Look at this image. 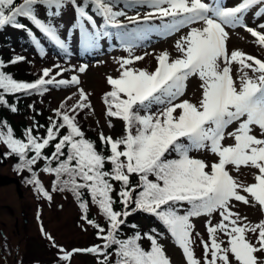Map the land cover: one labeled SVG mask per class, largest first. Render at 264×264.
<instances>
[{"label":"snow or ice","instance_id":"1","mask_svg":"<svg viewBox=\"0 0 264 264\" xmlns=\"http://www.w3.org/2000/svg\"><path fill=\"white\" fill-rule=\"evenodd\" d=\"M123 3L126 8L147 11L128 16L123 9L116 10L117 0H0V29L10 25L27 30L37 48L40 41L19 18L30 21L49 41L67 52L68 45L58 27L40 19L37 7L45 6L50 17H58L71 5L75 12L73 27L79 30V41L86 50L97 47L99 40L109 35L106 29L110 27L125 39V50L129 52L128 57L118 61V75L106 77L110 90L104 93L103 104L108 126L112 127V119L121 120L124 132L116 138L100 132L104 150H98L95 141L86 138L78 122L80 112L92 109L90 94L83 88L66 96L52 110L54 115L49 117L47 126L34 123L24 130L22 138L0 122V145L7 149L3 157L16 156L15 169L29 172L26 182L51 201L52 195L34 170L38 161H44L40 171L54 176L52 191L73 194L80 219L96 230L101 243L69 251L57 244L43 226L41 233L58 250L61 262H70L75 254L87 253L96 258V264H172L160 242L163 234L156 229L143 234L135 231L121 238L127 218L142 211L162 223L182 251L186 264H264V219L252 223L236 210L238 202L258 206L264 213V60L241 50L229 51L230 33L226 30L244 28L255 43L264 47V23L258 25L260 30L245 23V14L256 6L259 8L254 15L264 17V0H238L235 5H228L225 0H123ZM89 7L102 18L103 24L98 26ZM120 17L147 27H137L129 33ZM153 20L159 24H150ZM185 28L187 32L175 42L178 52L175 58L162 51L155 57L154 70L132 67L144 59L132 55L135 46L132 39H142L153 31L162 36L172 35ZM24 59L15 56L9 63ZM234 65H239L238 76L233 73ZM4 67L0 61V69ZM87 67L81 65L75 71L84 73ZM67 71L57 64L42 69L34 81L25 82L0 70V105L8 103L5 94L43 95L49 86L79 85L78 75L58 79ZM193 77L200 81L201 90L195 103L181 99ZM75 96L78 98L69 105L68 101ZM10 107L12 112L17 111L14 105ZM40 128L45 129L43 134L39 133ZM226 137L233 143L225 144ZM48 147L53 151L45 155ZM194 150H207L217 159L209 163L195 158L190 155ZM229 166L237 171L242 167L254 169V182L238 181L230 174ZM133 175L138 177L136 184L132 183ZM113 182L120 184L118 192ZM84 191L105 224L89 217ZM113 192L119 198L121 210L115 208ZM214 213L220 219L215 224L211 219L205 222L208 235L205 241L195 232L192 219L211 217ZM219 234L226 239H220ZM249 234L254 241L248 238ZM195 238H200L201 258L194 252ZM142 239L149 242L148 249L140 243Z\"/></svg>","mask_w":264,"mask_h":264},{"label":"rangeland","instance_id":"2","mask_svg":"<svg viewBox=\"0 0 264 264\" xmlns=\"http://www.w3.org/2000/svg\"><path fill=\"white\" fill-rule=\"evenodd\" d=\"M238 0H225L228 5H235ZM118 6L116 10L123 9L128 16H134L139 11L141 15L146 8H126L123 0H117ZM256 6L245 14V23L254 27L257 30L258 25L264 23V17H256L254 12L258 10ZM45 22H51L58 27V33L68 45V51L61 58H56L53 51L42 53L37 50L38 57L34 56V51L29 49L4 50L0 49V61H9L15 56H22L25 59L15 64L16 75L13 78L19 81H34L41 74L44 68H52L54 65H60L62 68H67L69 71L62 74L59 78L70 79L72 75H78L80 84L76 86L55 88L49 86V91L43 95L31 93L32 96L27 99V113H33L34 110L47 115L53 116V109L57 108L61 101L68 95L77 93L78 88H83L89 93V99L92 104V109H85L80 112L78 122L80 127L85 132V135L90 133L103 132L105 135H110L113 138L119 137L117 133H121L124 128L123 122L118 119H112V127L108 126L109 118L105 115V106L103 104V95L110 90L106 84L107 76L118 75V61L121 58H126L129 52L125 50V39H122L118 30L110 28L109 35L99 40L98 46L95 48L85 49L79 41V30L72 25L75 23V15L69 7H65L58 17H50L48 13H41ZM97 24L102 22L101 17H95ZM127 24L126 31L131 33L137 27H147V25H136L128 23L124 17L119 18ZM153 26L159 24L158 20L149 22ZM229 40L228 49L241 50L246 54L253 55L264 60V47L255 43V38L250 35L244 28H228ZM125 31V30H120ZM70 32V34H69ZM187 32V29H182L172 35L162 36L153 31L149 32L146 37L131 42L135 45L132 48V55L144 56L143 60L136 61L132 67L154 70L156 66V55L162 51H168L170 56L175 58L178 52L175 49V42ZM43 43V42H41ZM57 47V46H56ZM147 53V55H145ZM6 54V55H4ZM81 65H87L84 73L75 71ZM239 65L233 66V73L238 76ZM252 75L251 72H249ZM16 76V77H15ZM200 81L198 78H190L187 82L186 93L181 99H189L192 102H197L200 97ZM11 95V94H10ZM78 96H75L68 104L75 102ZM155 110V106L154 109ZM23 115L18 116L16 120H23ZM235 125L230 126L228 131H231ZM90 130V131H89ZM225 144L233 143L231 138L224 141ZM7 149L0 145V230L6 235L18 234L17 240L24 251H31L36 258L41 255L42 262L40 264H96V258L87 253L75 254L70 262H61L58 259V250L53 248L51 243L46 240L40 231L43 228L55 237L56 243L63 246L66 250L73 248L90 247L93 244L101 243L96 237V230L88 226L80 219L81 212L78 202L71 192L60 193L52 191L51 181L54 176L40 171L44 166V161H38L34 168L38 169L37 176L41 180L45 189L50 192L53 199L48 201L38 194L34 186L26 181L30 177L27 171H17L11 156L3 157V153ZM31 154V153H30ZM173 155V154H172ZM195 158L204 159L206 162H213L217 158L207 150L192 151L190 153ZM171 158V157H170ZM55 165V162H53ZM230 174L242 183H252L254 169L242 167L237 171L233 166H229ZM86 192V191H85ZM88 195V193L86 192ZM88 198L90 199L89 195ZM237 211L243 216H246L249 221L256 223L264 219V213L261 212L258 206H248L237 202ZM39 217V218H38ZM89 217L97 220L101 224L106 221L99 215V210L95 205L89 203ZM211 219L215 224L219 221L218 213H214L211 217L201 216L192 219L195 225V232L200 233V238L208 240L205 222ZM145 224H142L144 228ZM160 237V242L164 245V250L167 256L171 259L172 264H186L182 251L176 246L170 234ZM200 238L194 239V252L197 258H201L203 254L202 246L199 243ZM220 239H226L222 234H219ZM249 239L254 241V236L249 234Z\"/></svg>","mask_w":264,"mask_h":264},{"label":"trees","instance_id":"3","mask_svg":"<svg viewBox=\"0 0 264 264\" xmlns=\"http://www.w3.org/2000/svg\"><path fill=\"white\" fill-rule=\"evenodd\" d=\"M18 2H20V0H18ZM67 7H69L70 10L72 11L73 15H75L73 7L71 5H68ZM88 10H89V13L92 14L93 16L94 15H95V17L98 16L95 14L94 11H92L91 7H89ZM48 11L49 10L45 6L41 5V6L37 7L38 17L42 20H44V19H43V16H41V13H48ZM19 19L21 20L22 23L27 25L29 29H31L32 34L36 37L37 40L40 41V48L36 47V44L33 42L31 36H29L27 30L14 28V27L9 25V26H5L4 28L0 29V49H2V48H4V50H8V49H10V50L18 49L19 50V48L22 50L23 49L24 50L29 49V50L34 51L35 57H38L36 51L41 50V49H42V53L48 52L49 50L53 51L54 52L53 55L56 58H61L63 56V54L66 53L65 51L56 47L42 33H40L39 30L36 29L31 24L30 21H28L25 18H19ZM101 24H103V23L101 22L99 25H101ZM73 25H74V23H73ZM106 30L109 31L110 28H107ZM105 37H102L103 40H105ZM41 42H43V43H41ZM0 55H2V54H0ZM4 55H6V54H4ZM9 61H2L5 65V67L3 69H0V70L5 71L7 74H10L12 76L16 75L17 73L13 72L14 69H16V66L9 63ZM28 82H30V81H28ZM31 96H32V94H25V93H16V94H11V95L5 94V98H6L8 103H7V105H0V122L6 123L8 126H10L13 129L14 135L17 138H22L24 130L26 128L31 127L34 123H38L39 125L47 126L48 121H49V117H51L50 115H47L45 113L43 114L39 111L35 112V110L33 113H27V111H28L27 107L28 106L26 103H27V99ZM12 105H14L17 108L16 112L11 111L10 106H12ZM22 115L24 116L23 120H20V121L16 120V118L18 116L22 117ZM44 131H45L44 128L39 129L40 134H43ZM123 132H124V128L121 129V133H117V136L123 135ZM85 136L87 139L95 141L96 147L98 150H104L103 146L100 144V141H99V133L88 132V134ZM52 151H53V148L48 147L47 149L44 150V154L50 155ZM174 155H175V153H173V156ZM11 158L13 159L14 163L18 162V159L16 156L13 155V156H11ZM53 166H55V165H53ZM106 167H110V165H108ZM34 170H36L38 172L37 168L36 169L34 168ZM152 179H154V178H152ZM131 180H132L133 184L138 183V177H136L135 175H133L131 177ZM113 184H114L116 191L118 192L120 189V184L118 182H113ZM58 192L66 194L67 191H58ZM112 195H113V198L117 201V203L115 204L116 210H121L122 205H120V203H119V198L116 196V192H113ZM83 199L87 200L88 203H90V199L88 198V195L86 194L85 191L83 193ZM132 207H134V205ZM185 207H187V206H185ZM133 224L137 225L138 227L136 229H133L131 227V225H133ZM142 224H145L144 228H142ZM152 229H156L159 233H162L163 234L162 237L167 235L166 234V232H167L166 228L162 225V223L160 221H158V219L155 216L148 214V213H144L142 211H136L131 216H129L127 218L126 224L124 226H122L120 236H121V238H126L127 236L132 235L135 231H139L141 234H143L145 232H151ZM140 243L142 244L143 247H145V249H148L149 242L147 240L142 239L140 241Z\"/></svg>","mask_w":264,"mask_h":264},{"label":"flooded vegetation","instance_id":"4","mask_svg":"<svg viewBox=\"0 0 264 264\" xmlns=\"http://www.w3.org/2000/svg\"><path fill=\"white\" fill-rule=\"evenodd\" d=\"M17 236L5 235L0 230V264H40L41 255L36 258L31 251H24Z\"/></svg>","mask_w":264,"mask_h":264}]
</instances>
